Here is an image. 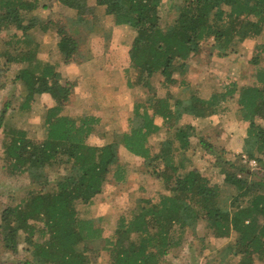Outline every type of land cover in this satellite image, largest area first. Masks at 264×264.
Returning a JSON list of instances; mask_svg holds the SVG:
<instances>
[{
  "label": "trees",
  "instance_id": "16d2710c",
  "mask_svg": "<svg viewBox=\"0 0 264 264\" xmlns=\"http://www.w3.org/2000/svg\"><path fill=\"white\" fill-rule=\"evenodd\" d=\"M57 2L75 12L63 17L66 33L55 42L56 60L80 63L101 52L91 39L102 36L103 28L85 6L99 9L111 25L132 35L125 52L111 53L122 54L125 86L143 99L133 103V117L118 141H88L95 118L62 113L74 82L62 80L57 62L38 56L39 34L47 29L54 36L50 19L33 23L29 17L44 6L41 0H0V64L3 71L17 68L19 108L31 109L36 94L53 101L44 111L40 140L4 123L9 101L0 109L4 170L8 176L26 174L31 184L0 211L2 247L14 248L22 233L32 257L26 264H91L86 243L102 238L107 264H165L164 256L176 254L185 242L184 230L202 223L214 238H229L209 264H264V40L257 41L264 33V0ZM208 39L207 54L217 57L235 51L236 43L254 42L249 60L254 74L240 84L213 85L202 97L186 74L188 61L199 58ZM154 77L167 96L158 94ZM185 113L211 122L201 128L180 122ZM222 117L245 124L246 163L225 159L224 147L217 149L218 128L226 126ZM119 144L142 159L146 175L160 180L162 190L141 195L127 210L117 207L109 227L108 216L93 215L90 206L109 174L116 183L125 179ZM189 150L195 153L186 159ZM196 154L210 161L208 170L191 164Z\"/></svg>",
  "mask_w": 264,
  "mask_h": 264
},
{
  "label": "rangeland",
  "instance_id": "374dc122",
  "mask_svg": "<svg viewBox=\"0 0 264 264\" xmlns=\"http://www.w3.org/2000/svg\"><path fill=\"white\" fill-rule=\"evenodd\" d=\"M80 2L83 4L84 0H80ZM41 3L44 6L40 5L29 17H31L33 23L43 22L48 19L52 21L54 36L49 37L47 29L39 34L43 39V43L40 45L42 47H39V56L46 58L50 49H53L55 42L65 32L63 17L67 15L72 16L75 11L60 5L57 0H41ZM85 11L92 16L93 20L98 25L106 29L107 33V28L109 27L107 17L102 14L99 9H95L89 5L85 6ZM262 40H264V33L257 38L258 42ZM91 41H94V39H91ZM253 43L254 42L250 41L236 43L235 51H227L225 56L214 58L215 62L209 74L213 79L215 88H219L221 83H228L230 81L240 84L243 80L247 81L252 77L254 74V67L250 65L249 60ZM46 45L48 51L44 47ZM201 45L203 46L201 48L202 53L207 54L210 51L212 40L208 39L203 41ZM49 57L53 59V53L52 55L50 53ZM261 66H264V58L261 59ZM3 69L4 66L1 63L0 85L3 87L0 89V109L6 101H9L3 118L4 123L16 126L17 128H24L29 138L40 140L44 136L42 120L46 107L43 96H40L38 101H35V105H32V108L28 111L20 109L19 102L22 96L19 95L18 84L15 82L14 77L17 68L14 67L7 71H3ZM176 79L177 78H174V81ZM152 81L157 85L159 95H168L166 89L163 91L159 88V77H154ZM133 99H135V101L142 100V93L136 90ZM125 109L126 108H123V110ZM230 121L232 122H228L230 124H227L226 129L218 128L221 132L216 138L217 141L215 145L217 149L224 147L223 157L225 159H229L235 163L238 161L246 163L244 149L247 147V144L244 142L245 135L243 129V125L245 124L235 120ZM2 128H0V211L4 206L14 204L18 197L24 195L27 189L31 188L26 174L8 176L4 170L1 142L3 139ZM223 132H226V134L222 135ZM119 133L120 132L115 131L110 132V134H108V139L107 137L105 138L104 134H101L102 139L98 140L97 137H90V139L95 140L94 143L107 140L118 141ZM193 146H196V142ZM117 151L119 163L124 167L125 179L116 183L109 174L102 192L95 198L94 203L90 206V212L93 215L101 214L108 216L110 219L108 224L109 227L113 226V220L118 212L116 211L117 207H125L122 210H127L138 204V199L141 195L153 194L155 196L162 190V182L160 180L158 181L146 175V167L140 157L125 153L121 144L118 145ZM194 153L193 150L186 152V159L192 157ZM197 156L198 154L192 158L190 161L191 164L201 168L204 167L205 170H208L210 161L207 162L203 157ZM259 175H262V173H259ZM259 175L257 176L259 177ZM52 177H55V175L50 174V178ZM140 186L144 189H140ZM235 237L236 234L234 233L230 236V239ZM184 239L185 242L176 254L169 253L164 256L165 264H209L210 259L215 258V250L229 240V238H214L210 231L204 228L202 223H196L193 226L187 227L184 230ZM102 244V238L86 243V247L89 248V254L92 259L91 264H107V254L100 248ZM28 247L27 237L22 233L16 236L15 247L12 249L2 247L0 240V264H26V262L32 261Z\"/></svg>",
  "mask_w": 264,
  "mask_h": 264
},
{
  "label": "crops",
  "instance_id": "0c3cea01",
  "mask_svg": "<svg viewBox=\"0 0 264 264\" xmlns=\"http://www.w3.org/2000/svg\"><path fill=\"white\" fill-rule=\"evenodd\" d=\"M106 17L109 24L107 33L106 29L103 28V35L97 36L93 41L97 48L101 49V52H98L88 60L80 63H62L54 57V47L53 49H50L46 58L39 56L38 49V56L40 59L50 63L57 62L55 63V70L60 73L63 81L67 80L74 82L71 93L63 102L64 108L62 113L70 115L71 117L85 115L95 118L93 128L88 137V141L91 143H94L95 140L90 139V137H97L99 140L102 139L101 134H104L105 138L107 137L108 139V134H110V132H121L126 128L127 120L133 117L132 108L133 103L135 102L133 95L137 90L136 88H128L125 86V72L123 66L120 65L121 63H124L122 54L114 55L111 53L115 51H121V53L125 52L127 49L126 43H128L126 40L131 39L132 35L127 32L126 29L111 25L110 17ZM44 47L48 51L47 45ZM50 53L51 55L53 53V59H50ZM106 54H109L110 61L106 60ZM215 57L217 56L213 54L202 53L199 58L190 59L188 61L189 64L186 75L195 94L207 97L213 90L214 83L209 72L212 70ZM173 78H177V76L174 75ZM175 84L176 83H172L171 85ZM162 90L164 91L165 89ZM40 96H43V99L45 100V109L53 104L51 97L46 93H42L34 96L32 105H35V101H38ZM123 108L126 109L123 110ZM210 118H195L192 115L185 113L182 115L180 122H190L198 128H201L204 126L203 122L205 125L208 122H211ZM221 120L224 121L225 119L222 117ZM224 122L227 126V124H230L228 122L232 121L227 120ZM226 126L223 128L226 129ZM224 134H226V132L222 133V135ZM109 141L111 140L100 143L95 142V144H103ZM121 147L125 153L130 154L122 145Z\"/></svg>",
  "mask_w": 264,
  "mask_h": 264
},
{
  "label": "built area",
  "instance_id": "2783aa9c",
  "mask_svg": "<svg viewBox=\"0 0 264 264\" xmlns=\"http://www.w3.org/2000/svg\"><path fill=\"white\" fill-rule=\"evenodd\" d=\"M248 163H249L250 165H255L254 160H249Z\"/></svg>",
  "mask_w": 264,
  "mask_h": 264
}]
</instances>
